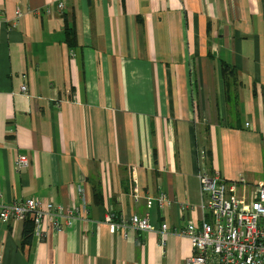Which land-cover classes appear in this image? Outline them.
I'll list each match as a JSON object with an SVG mask.
<instances>
[{"label": "crops", "instance_id": "crops-1", "mask_svg": "<svg viewBox=\"0 0 264 264\" xmlns=\"http://www.w3.org/2000/svg\"><path fill=\"white\" fill-rule=\"evenodd\" d=\"M55 1L0 0V202L84 205L83 190L87 212L63 230L33 223L28 243L29 219L0 220V264H185L192 241L173 229L210 218L197 144L228 181L264 179V0H63L35 13ZM221 59L238 70L237 105ZM110 213H148L155 230L111 232Z\"/></svg>", "mask_w": 264, "mask_h": 264}, {"label": "built area", "instance_id": "built-area-1", "mask_svg": "<svg viewBox=\"0 0 264 264\" xmlns=\"http://www.w3.org/2000/svg\"><path fill=\"white\" fill-rule=\"evenodd\" d=\"M64 9L63 0H56L37 8L35 13ZM21 16L22 10L18 8L16 18ZM21 91L29 93L25 83L21 85ZM245 126L249 123L246 122ZM197 147L201 163L198 177L201 191L206 195L204 206L210 218L204 216L199 226L190 223L173 229V232L187 235L192 241V254L186 258L185 264H264V179L248 180L242 175L237 180L228 181L220 171L206 164L210 153L207 143L201 141ZM29 166L28 155L17 153L15 169L22 172ZM79 196L85 200L84 205L64 206L34 197L0 202V220L31 218L37 233L41 232L40 226L46 220L48 226L63 230L76 220L85 218L87 206L83 190H79ZM158 201L162 206L170 202L166 194H161ZM189 206L188 202L179 203L181 210ZM106 222L111 232L121 228L125 230L128 226L139 231L155 230L148 213L133 214L128 223L110 213ZM123 235L127 236V233ZM160 235L164 245L169 235L167 222L161 225Z\"/></svg>", "mask_w": 264, "mask_h": 264}, {"label": "trees", "instance_id": "trees-1", "mask_svg": "<svg viewBox=\"0 0 264 264\" xmlns=\"http://www.w3.org/2000/svg\"><path fill=\"white\" fill-rule=\"evenodd\" d=\"M75 26V25H74ZM73 24L68 28L66 35V41L70 47H73L77 44L76 40V31ZM222 61V75L225 85V98L226 100L233 105H237L239 102L238 99V70L233 64L221 59ZM131 180V190L134 186V181L132 175H130ZM95 198L96 200H103V193L100 183L95 184ZM24 223L23 230V243H28L31 241V236L33 234V220L31 218Z\"/></svg>", "mask_w": 264, "mask_h": 264}]
</instances>
